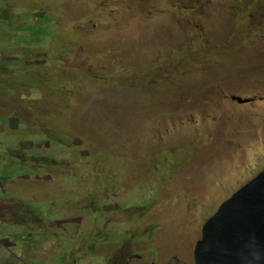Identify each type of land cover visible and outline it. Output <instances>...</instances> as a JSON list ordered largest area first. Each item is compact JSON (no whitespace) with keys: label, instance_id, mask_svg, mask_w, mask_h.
<instances>
[{"label":"rangeland","instance_id":"1","mask_svg":"<svg viewBox=\"0 0 264 264\" xmlns=\"http://www.w3.org/2000/svg\"><path fill=\"white\" fill-rule=\"evenodd\" d=\"M264 170V0H0V264H194Z\"/></svg>","mask_w":264,"mask_h":264},{"label":"water","instance_id":"2","mask_svg":"<svg viewBox=\"0 0 264 264\" xmlns=\"http://www.w3.org/2000/svg\"><path fill=\"white\" fill-rule=\"evenodd\" d=\"M252 236L264 244V173L233 195L204 226L194 264H240Z\"/></svg>","mask_w":264,"mask_h":264},{"label":"clouds","instance_id":"3","mask_svg":"<svg viewBox=\"0 0 264 264\" xmlns=\"http://www.w3.org/2000/svg\"><path fill=\"white\" fill-rule=\"evenodd\" d=\"M262 173H264V170L262 172H260L253 180H251L249 183H247L243 188H245L246 186H248L251 182H253L255 179H257ZM241 189V190H242ZM240 191V190H239ZM238 191V192H239ZM237 193V192H236ZM235 193V194H236ZM234 194V195H235ZM232 198V197H231ZM230 198V199H231ZM229 199V200H230ZM228 200V201H229ZM227 201V202H228ZM226 203V202H225ZM224 203V204H225ZM223 204V205H224ZM222 205V206H223ZM221 206V207H222ZM220 207V208H221ZM219 208V209H220ZM218 209V211H219ZM218 211L213 215V217L218 213ZM211 217L206 224L213 218ZM205 224V225H206ZM204 225V226H205ZM203 226V228H204ZM202 228V231H203ZM202 231H201V239L197 242V244L202 240ZM196 244V245H197ZM196 248V247H195ZM195 252V251H194ZM240 264H264V244H261V242L256 239L254 236L250 237V244L249 246L246 248L245 252L240 256Z\"/></svg>","mask_w":264,"mask_h":264}]
</instances>
